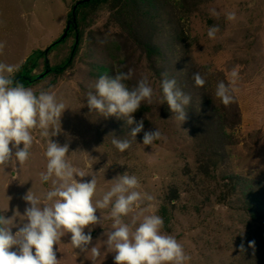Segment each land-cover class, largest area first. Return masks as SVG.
Wrapping results in <instances>:
<instances>
[{
	"label": "rangeland",
	"instance_id": "1",
	"mask_svg": "<svg viewBox=\"0 0 264 264\" xmlns=\"http://www.w3.org/2000/svg\"><path fill=\"white\" fill-rule=\"evenodd\" d=\"M76 1L0 0L4 45L0 63L19 69L32 52L46 51L64 34ZM115 3L84 8L78 25L81 45L72 66L62 75L49 74L26 87L37 94L51 90L66 105L61 128L57 125L60 132L50 139L69 145L68 163L84 173L77 180H97L94 201L102 199L118 175H136L138 191L154 200L144 201L122 219L134 229L143 218L141 209L147 208L144 215H160L163 231L191 256L189 264H264V221L250 218L240 193L246 188L252 191L245 183L264 184V0H152V23L138 19L131 23L121 12L122 3ZM212 9L217 15L210 14ZM230 12L236 14L235 21L226 19ZM213 25L220 31L209 39L207 31ZM69 36L48 53L50 67L73 55L76 33ZM147 46L161 55H149ZM233 68L239 72L234 102L224 106L215 89L218 82H228ZM44 69L41 59L32 76ZM128 69L134 71L133 79L126 82L129 87L147 77L155 93L153 102L142 103V110L134 114L137 121L144 120V131L136 140L128 135L131 128L123 118H105L87 106L88 93L95 92L100 76L112 77ZM197 72L206 80L204 87L194 83ZM165 73L191 96L184 122L160 103ZM215 107L222 118L213 116L201 123L199 115ZM212 122L217 137L206 132V124ZM155 128L163 138L143 145L144 132ZM33 135L29 160L16 172L0 170V215L12 217L17 211L22 215L27 207L23 197L30 190L43 202L51 187L50 182L40 183L49 137H42L39 129ZM113 137L130 140L131 147L119 152ZM233 176L240 178L234 186L228 182ZM228 187L235 189L234 195L229 196ZM98 211L101 223L92 226L89 247L96 246L100 256L79 253L68 233L54 246L59 264H114L115 254L107 252L103 243L112 226L110 208ZM18 212L10 227L24 222ZM250 242L254 247H249Z\"/></svg>",
	"mask_w": 264,
	"mask_h": 264
},
{
	"label": "clouds",
	"instance_id": "2",
	"mask_svg": "<svg viewBox=\"0 0 264 264\" xmlns=\"http://www.w3.org/2000/svg\"><path fill=\"white\" fill-rule=\"evenodd\" d=\"M217 15L215 9L210 11ZM228 21H235L236 14H227ZM220 31L218 26H210L207 31L209 39H215ZM4 45L0 43V51ZM18 66L0 63V170L17 171L30 158L34 143V132L40 130L42 137H49L44 153L46 171L40 173V183L51 187L44 193L43 202L31 193L23 197L27 207L23 214V223L10 227L13 218L0 215V264H59L54 246L61 242L65 234L70 233V244L79 253L91 251L99 257L101 252L92 244L93 225L101 223L99 209L110 208L111 230L104 233L103 241L106 251L114 253V264H189L191 256L187 255L181 243L163 231L164 220L155 213L144 215L147 208L141 209L142 220L134 229L122 219L134 208H140L144 201L154 200L152 195L138 191L139 180L136 175L125 172L118 175L111 183V188L102 199L94 201L97 180H77L84 173L70 165L66 159L69 145L53 142L57 125L67 110L64 102L59 101L51 90H42L38 94L26 88L15 79ZM133 69L120 71L115 76L102 75L95 84V92H89L87 106L92 112L107 117L123 118L131 131L129 136L136 140L144 131V120L137 121L134 114L142 103L151 104L154 89L147 77L139 79L129 87L126 83L133 79ZM239 79L237 68L228 74V82H218L215 96L224 106L234 102L235 84ZM196 86L204 87L206 80L200 73H194ZM160 103H166L171 113L180 121L186 119V107L191 103V96L177 86L174 78L165 73L161 81ZM162 133L144 132L142 144L149 146L162 139ZM113 146L119 152L131 147L128 139L113 137ZM22 145V147H20ZM15 166V168H13ZM151 207V204L148 205ZM88 229L87 232L85 229ZM13 229H16L13 232ZM254 247V242L249 243Z\"/></svg>",
	"mask_w": 264,
	"mask_h": 264
},
{
	"label": "trees",
	"instance_id": "3",
	"mask_svg": "<svg viewBox=\"0 0 264 264\" xmlns=\"http://www.w3.org/2000/svg\"><path fill=\"white\" fill-rule=\"evenodd\" d=\"M82 1V0H79ZM76 1V4L79 2ZM109 1H113L118 2V3H122V8H121V12L126 16V18L130 20L131 23H135L137 21V19L140 21H144V22H148V23H152L154 22V16H153V12L151 9V4H152V0H98V1H91L88 3H81L80 6H78L77 10H76V14H73V9L70 16V21H75L76 25H79V21L81 20V18H79V15L81 14V12L83 10H85L84 8L86 7H91L92 10L97 9L99 6H101L102 4L108 3ZM75 4V5H76ZM116 4V3H115ZM86 14V13H85ZM84 15V14H83ZM82 19H84V17H82ZM71 33L75 32L73 30V27L70 31ZM70 34V33H69ZM70 37V36H69ZM68 37V38H69ZM81 40H82V36H79V40L78 42L74 43V46L72 48L71 54L68 57V59L66 61H64L63 64H60L57 67H50L48 64V53H50L54 48H56L57 46H49L47 48L48 53L46 54V51L40 52V51H34L32 52V54L28 57L27 61L25 62L24 65H22L19 70L17 71L16 75H15V79L18 80L20 83H22L25 87H29L32 86L34 84V79L37 78L39 75H41L42 73H44L46 70H50V75H62L66 72V70H68L75 59V56L78 54L79 49H80V45H81ZM146 51L149 55H161V53L159 52L158 49L156 48H152L151 46H147L146 47ZM44 59L45 60V69L42 73H40L37 76H32V73L36 70V68L38 67V65L40 64V60ZM32 81V82H30ZM188 92V90H186ZM141 109V108H140ZM142 110V109H141ZM215 117L216 120L219 118H222V116L220 115L219 110H216L215 108H212L210 112H205L199 115V117H202L201 123L204 121L205 118H212ZM213 117V118H214ZM203 123H207V122H203ZM206 132L209 136L211 137H217L219 136L218 134V129L216 130V132L213 130V125L214 123H208L206 124ZM239 177L233 176L230 177L228 179V182L232 184V186L235 185V182L239 181ZM258 184V183H257ZM254 184V183H245V186L251 187L252 186V191L246 190L245 191H241V197L244 198L241 201L243 202L244 206V210L248 213V215L250 216L251 219H256L257 221H264V184L259 183L258 185ZM255 189V190H253ZM234 188H227V191H231L229 196L234 195L235 191ZM244 200V201H243ZM262 247L264 248V235L262 236Z\"/></svg>",
	"mask_w": 264,
	"mask_h": 264
},
{
	"label": "water",
	"instance_id": "4",
	"mask_svg": "<svg viewBox=\"0 0 264 264\" xmlns=\"http://www.w3.org/2000/svg\"><path fill=\"white\" fill-rule=\"evenodd\" d=\"M91 1H98V0H82V1H79L74 9H73V14L75 15L76 14V10L78 8V6H80V4L83 2V3H88V2H91ZM73 27V30L75 31L76 33V42H78L79 40V33H78V25H76V22L75 21H69L68 24H67V27H66V30L64 32V34L61 36L60 39H58L52 46H57L59 44H61L62 42L66 41V39L68 38L69 36V33L71 31ZM48 53V51L46 50V54ZM50 70H46L44 73H42L41 75H39L37 78L34 79V82L35 81H40L44 78H46L49 74H50ZM32 82V81H30Z\"/></svg>",
	"mask_w": 264,
	"mask_h": 264
}]
</instances>
